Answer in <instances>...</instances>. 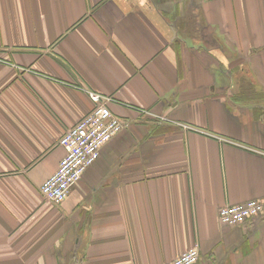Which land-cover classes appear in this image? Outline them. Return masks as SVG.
<instances>
[{"label": "crops", "instance_id": "obj_1", "mask_svg": "<svg viewBox=\"0 0 264 264\" xmlns=\"http://www.w3.org/2000/svg\"><path fill=\"white\" fill-rule=\"evenodd\" d=\"M125 128L60 204L68 128ZM166 117L167 120H161ZM264 0H0V264H264Z\"/></svg>", "mask_w": 264, "mask_h": 264}, {"label": "built area", "instance_id": "obj_2", "mask_svg": "<svg viewBox=\"0 0 264 264\" xmlns=\"http://www.w3.org/2000/svg\"><path fill=\"white\" fill-rule=\"evenodd\" d=\"M94 109L76 125L65 131L59 145L66 150L56 172L42 185L41 191L48 201L60 204L71 192L72 187L101 155L103 146L118 135L126 126V121L115 115L110 103L114 98L94 91H87ZM161 120H167L162 117ZM264 204L258 200L228 205L221 208L219 215L223 223L242 224L262 212ZM200 250L194 246L185 250L168 264H196Z\"/></svg>", "mask_w": 264, "mask_h": 264}]
</instances>
